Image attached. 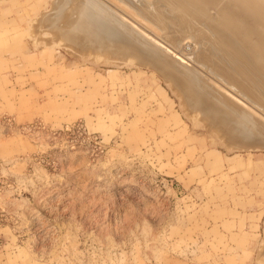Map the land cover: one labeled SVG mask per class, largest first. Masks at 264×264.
I'll list each match as a JSON object with an SVG mask.
<instances>
[{
  "label": "rangeland",
  "instance_id": "obj_1",
  "mask_svg": "<svg viewBox=\"0 0 264 264\" xmlns=\"http://www.w3.org/2000/svg\"><path fill=\"white\" fill-rule=\"evenodd\" d=\"M51 2L0 0V264H256L264 148L226 144L150 68L35 45ZM192 37L172 47L209 75Z\"/></svg>",
  "mask_w": 264,
  "mask_h": 264
},
{
  "label": "bare ground",
  "instance_id": "obj_2",
  "mask_svg": "<svg viewBox=\"0 0 264 264\" xmlns=\"http://www.w3.org/2000/svg\"><path fill=\"white\" fill-rule=\"evenodd\" d=\"M227 1L264 32V0ZM185 7L192 13H185ZM215 16L194 0H52L51 8L35 20L30 35L35 45L44 42L63 47L74 57L150 68L177 92L189 114L200 118L226 144L241 149L264 148V76L239 35L225 30ZM195 17L203 18L213 28L212 37L218 38L212 41L206 36L212 41L207 42L200 31L197 39L202 38L201 43L206 41L207 45L203 44L200 51L199 47L192 50L201 52L196 56L209 66L202 61L203 65H197L211 66L213 77L210 71L209 76L190 62L191 52L186 57L179 51L181 45L176 46L182 36H193L194 40L200 30L193 26L197 24H193ZM262 238L256 264H264Z\"/></svg>",
  "mask_w": 264,
  "mask_h": 264
},
{
  "label": "water",
  "instance_id": "obj_3",
  "mask_svg": "<svg viewBox=\"0 0 264 264\" xmlns=\"http://www.w3.org/2000/svg\"><path fill=\"white\" fill-rule=\"evenodd\" d=\"M194 2L205 11L211 12L212 15L215 14V17H217L216 21L223 25L222 27H225V30L239 35L243 45L248 47L246 50L250 59L257 64L261 74L264 76V32L261 28L251 23L246 16L242 15L227 0H194ZM184 11L187 14L192 13L191 9L186 7ZM195 19L201 21L211 33L213 32V28L206 24L203 18L195 17ZM212 35L214 34L212 33ZM215 37L217 38V36Z\"/></svg>",
  "mask_w": 264,
  "mask_h": 264
}]
</instances>
